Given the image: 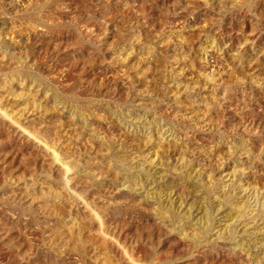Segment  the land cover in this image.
I'll use <instances>...</instances> for the list:
<instances>
[{
  "label": "rangeland",
  "instance_id": "obj_1",
  "mask_svg": "<svg viewBox=\"0 0 264 264\" xmlns=\"http://www.w3.org/2000/svg\"><path fill=\"white\" fill-rule=\"evenodd\" d=\"M0 264H264V0H0Z\"/></svg>",
  "mask_w": 264,
  "mask_h": 264
}]
</instances>
